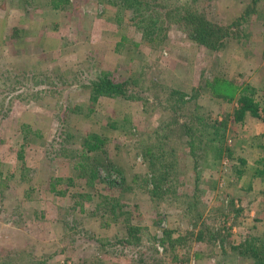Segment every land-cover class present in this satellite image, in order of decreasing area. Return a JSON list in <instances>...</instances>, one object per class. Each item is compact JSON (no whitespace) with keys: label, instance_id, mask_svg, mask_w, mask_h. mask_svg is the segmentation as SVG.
Returning <instances> with one entry per match:
<instances>
[{"label":"rangeland","instance_id":"374dc122","mask_svg":"<svg viewBox=\"0 0 264 264\" xmlns=\"http://www.w3.org/2000/svg\"><path fill=\"white\" fill-rule=\"evenodd\" d=\"M50 4L0 0V264H131L102 245L121 233L95 207L97 192L119 196L122 222L160 264H256L239 246L264 233V176H254L264 117L235 122V102L223 97L250 84L263 106L264 0H152L143 23L120 0ZM188 10L217 26L238 22L234 35L219 48L200 45ZM104 72L127 78L134 99L91 100L85 85ZM207 114L226 124L230 158L215 159L198 138L192 154L187 124L197 135ZM89 133L108 138L106 156L123 170L110 175L115 191L77 176ZM57 177L65 195L50 191ZM73 192L93 196L76 214L85 233L64 225ZM165 230L187 240L165 249Z\"/></svg>","mask_w":264,"mask_h":264},{"label":"trees","instance_id":"16d2710c","mask_svg":"<svg viewBox=\"0 0 264 264\" xmlns=\"http://www.w3.org/2000/svg\"><path fill=\"white\" fill-rule=\"evenodd\" d=\"M123 5L129 7L133 19L135 17L140 19V23L145 22L146 16L143 17L142 6H151L152 0H120ZM51 6L54 9L62 8L64 4L68 3L69 0H50ZM186 21L193 27L192 36L194 40L200 45H204L207 48L215 49L219 48L226 43V38L231 33L234 35V30L236 28L235 24L230 23L227 27L217 26V24H210L209 21L202 19L199 14L190 12L189 10L183 14ZM158 22V19L153 18V23ZM216 80V79H215ZM224 83L223 80H221ZM129 80L122 79L116 80L111 77L109 72L102 73L96 80L91 82L89 85H85V88L89 89V97L91 100L96 101L101 96L108 97H126L128 99H134L135 95L130 94L128 91ZM178 93V100L180 104H185L186 100L182 92ZM174 94V92H173ZM256 89L250 85L245 84L241 86L238 94L235 98H229L227 95L223 98H226L229 101H234L235 106L232 113V118L235 122L242 121L243 118L249 114L254 117H264V103L261 106V101L258 100L255 96ZM233 99V100H232ZM202 117V116H201ZM199 118L198 122L201 124V128H198V134L192 132L193 128L191 125L187 124V136L189 147L192 151V154H195V139L198 141V146L207 152L210 151L213 153L215 159H220L224 155L228 158L231 157V148L226 145L224 140L225 137V126L226 124L223 121H218L212 118H208L209 115H206L205 118ZM62 136V132L60 133ZM204 136L206 137L204 140ZM108 143V138L97 133H89L80 140L81 149L78 154V159L75 160L73 167L79 178L85 179V185L94 187L95 183L104 184V189L110 191H115L118 188L120 180L117 181L114 178H110L111 173H116L120 176L122 174V168L116 166L110 158H107L106 144ZM264 149V145H261ZM60 153V152H59ZM57 153L56 155H59ZM93 153V154H90ZM224 156V157H225ZM22 158V155H19ZM105 157V159L103 158ZM240 165H244L246 162L244 159L239 158ZM256 164L262 165V168H255L254 176H264V156L258 157L255 160ZM1 167V164H0ZM105 173V176H102L101 173ZM3 173L0 168V185L2 182ZM122 179V178H121ZM62 181V178L57 177L50 181V191L59 195H65L66 190H56L55 186ZM67 181L71 183L72 178H68ZM98 202L95 204L97 209H100V213L104 215H109V218L116 221L117 231L121 235H116L112 238H106L102 240V245H105V251H115L120 250L126 253L130 259L131 264H160V259L155 256L157 251L153 247H149L147 250H143V246L139 245V238L137 237L138 229L125 224L122 222L121 217V207H118L119 199L118 195L115 193L103 194V192H97ZM72 199L71 205L65 207V213L67 220L64 222L65 227L69 229H79L81 232H86L85 228H80L82 223L79 218L76 217L78 213H86L84 204L86 201L93 199V196L88 192H73L70 194ZM172 230H165L164 237L160 240L161 245L165 248L166 244H169L171 247L178 246L179 242L182 240H187V235H178L175 238L171 237ZM100 242V240H98ZM136 241L137 244L134 243ZM138 245V246H137ZM166 249V248H165ZM239 253L246 255L254 260L256 264H264V233L262 236H251L239 246Z\"/></svg>","mask_w":264,"mask_h":264}]
</instances>
